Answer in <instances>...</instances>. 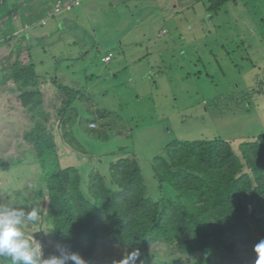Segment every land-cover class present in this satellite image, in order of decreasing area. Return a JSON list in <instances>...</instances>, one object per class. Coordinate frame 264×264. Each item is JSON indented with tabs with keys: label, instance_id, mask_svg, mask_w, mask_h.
<instances>
[{
	"label": "rangeland",
	"instance_id": "1",
	"mask_svg": "<svg viewBox=\"0 0 264 264\" xmlns=\"http://www.w3.org/2000/svg\"><path fill=\"white\" fill-rule=\"evenodd\" d=\"M238 1V6L232 3L228 9L232 18L212 19L208 17L210 0H83L53 18L49 16L56 8L47 5L44 15L49 17L48 24L33 31L47 38L27 46L24 41L20 43L21 58H25L17 64L19 68L33 64L41 84L46 83L42 85L45 92L40 110L48 116L50 125L58 126L64 119L59 116L64 98L51 85L53 78L81 92L82 99L78 92L73 93L75 99L66 107L65 117L76 120L81 114L86 119L94 114L107 116L110 127L101 132L103 140L76 137L72 142L69 132L54 134L59 156H70L63 144L79 154L81 144L88 141L97 154L88 156L94 159L82 152L81 159L72 156L77 165L74 167L83 169L80 172L86 196L89 197L90 176L98 175L111 183L110 165L127 160L140 169L147 197L157 199L161 194L162 201L167 195L160 193L153 163L166 153L169 142L222 138L240 152L242 144L264 133V84L259 77L264 74V1L257 3L258 9L252 5L255 12L246 0ZM57 21L65 23L60 26V37L65 39L61 44L51 43L58 34L53 39L49 36L57 30ZM115 23L118 26L113 28ZM5 25L8 29L0 30V40L17 36L16 32L28 27L25 22L17 25L13 17ZM108 26L112 33H108ZM217 39L220 48L212 45ZM10 43L9 39L0 44V158L8 165L0 172V206L38 209L39 222L25 221L22 230L43 250L42 240L51 243L49 228L43 222L47 212L41 210L46 209L41 201L44 198L38 186L42 168L35 162L36 152L27 137L35 124L29 116L9 106L16 104L18 93L14 85L2 83L8 81L3 65ZM110 51L114 59L107 68L102 61ZM90 107L96 110L91 112ZM80 128L81 124L75 128V135ZM85 149L88 152L87 144ZM246 234L264 238V220L234 229L232 238ZM255 244L250 249L251 256H255ZM152 250L160 258L168 252L161 245H154ZM127 252L115 249L110 264H119ZM240 256L245 257L244 253ZM220 259L217 255L216 260ZM172 264L192 263L190 259H179ZM217 264H249V260Z\"/></svg>",
	"mask_w": 264,
	"mask_h": 264
},
{
	"label": "trees",
	"instance_id": "2",
	"mask_svg": "<svg viewBox=\"0 0 264 264\" xmlns=\"http://www.w3.org/2000/svg\"><path fill=\"white\" fill-rule=\"evenodd\" d=\"M260 1L264 0H246V4L258 9ZM238 2L210 0L208 17H230V5L238 6ZM250 15L255 16L254 13ZM9 39L11 43L3 65L8 81L2 83L14 85L18 94L13 107L29 116L35 124L27 137L36 152L35 162L42 168L38 186L44 198L41 201L46 209L41 210L47 212L43 222L49 228L51 243L42 240L44 258L59 255L58 248H53L56 245L69 252L81 251L79 255L86 264L110 261L115 249H138L143 264H172L179 259H190L192 264H217L230 260L238 242L246 245L242 250L245 253L252 241L260 238L246 234L234 240L232 232L242 225L247 226L250 221L264 220V133L242 144L240 152L234 150L232 142L222 138L169 142L166 154L157 156L153 163L160 193L167 195L162 201L147 197L140 169L127 160L110 165L111 183L98 175L90 176L88 197L83 191L80 172L83 169L61 168L57 146L50 134H63L71 124L72 128L77 125L65 114L66 107L74 100L67 101V98L77 92L79 96L81 92L63 84L59 78L51 80V85L58 89L54 91L64 98V109L59 112L64 119L60 118L58 126L56 123L50 125L48 116L40 110L44 100L42 85L46 83L41 84L33 64L19 68L17 61L23 58V50L17 53L14 61L9 60L18 40L15 37ZM218 42L219 39L212 45L220 48ZM259 77L260 83L264 84V74ZM88 128L91 136L100 138V130L91 128L90 123ZM70 140L75 142L76 137L71 136ZM81 147L79 150L87 154L84 142ZM7 167L0 158V172ZM245 169L252 171L253 178L245 173ZM100 238L119 248L106 243L96 248ZM154 245L168 248L165 258L152 250ZM217 255L220 260L215 259ZM0 264H11L10 258L0 257Z\"/></svg>",
	"mask_w": 264,
	"mask_h": 264
},
{
	"label": "clouds",
	"instance_id": "3",
	"mask_svg": "<svg viewBox=\"0 0 264 264\" xmlns=\"http://www.w3.org/2000/svg\"><path fill=\"white\" fill-rule=\"evenodd\" d=\"M12 2L15 3L16 1L12 0ZM1 6H4L2 9H0V30L3 31L5 28L8 29L5 24H7L8 20L14 14V12H12L14 6L11 5V0H0V7ZM6 9L9 10L8 14H5ZM7 37L8 38L4 37L2 40H0V44L8 42L10 35H8ZM74 94L72 96L73 99H75ZM50 134L52 135L53 143L56 144V141H54V134ZM88 143L90 142L88 141ZM88 143H85L88 146V153L86 154L87 157L91 156L94 153V150L90 148ZM165 154L166 153L159 156H164ZM81 157H83V155H81L80 151L79 158L81 159ZM245 173L249 174V176L253 178V173L251 170L245 169ZM140 175L143 181L142 174ZM39 219L40 215L36 207H33L31 208V210L26 211L24 208L0 206V257L10 258L11 264H86L85 260L81 257V255H79L81 251L76 250L77 252H69L66 251L63 247H57L56 245L54 246L58 248L59 255H51L47 258H44V244L42 243V250L39 242L34 238L27 236L26 233L22 230L25 221L30 223H37L39 222ZM240 238L242 237L234 238V240H239ZM104 243L112 247H118L117 244L115 245L114 243L109 242L107 239L100 238L96 248ZM253 243H256L253 247L255 256L250 255V249ZM245 247L246 245L238 242L236 248L233 249V252L229 256V259L245 261L246 258H248L249 264H264V238L260 237L253 240L250 247H248L246 252L244 253L245 257L240 256V253H243L242 250ZM138 261L140 262V264H143L139 250L132 249L123 256V258L119 261V264H138ZM106 262L110 264L111 260Z\"/></svg>",
	"mask_w": 264,
	"mask_h": 264
},
{
	"label": "crops",
	"instance_id": "4",
	"mask_svg": "<svg viewBox=\"0 0 264 264\" xmlns=\"http://www.w3.org/2000/svg\"><path fill=\"white\" fill-rule=\"evenodd\" d=\"M15 1L16 2L14 3L11 0V5L14 6V9L12 11V12H14V14L12 17L14 18L17 25H19L20 22H22V23L25 22V23H28V27H23V30L16 32L15 34H17V36H14V34L10 35L12 37H21V38H17L18 40L14 46V48L16 47V49L12 50V52L10 54V58H9L10 61H14V59H16L15 56H17V53L23 50V47H22L23 41L25 42L24 44L26 46L29 45L30 42H32V43L44 42L43 40L45 38H47V35L44 36V34H40V35L34 34L33 31L37 30V28L40 26L47 25L49 17L53 18V17H56L57 14H61L64 10H71L72 8H74L75 5L80 4V2L83 0H76L72 4L71 8H66V9L62 10V12H60V13H57V8L59 7L60 3H63L62 2L63 0H41L39 3H37L33 0H15ZM19 2L21 3V6L18 7ZM49 3L51 5H53L54 8H56V12H54L53 16L50 15L49 17H47L44 14H45V10L47 8V5ZM41 6H43L42 11H41ZM33 10H40L41 13H30V11H33ZM8 12H9V10L6 9L5 14H8ZM62 24H65V23L63 21H57V24H56L57 30L49 33V36H52V39L54 36H56L58 34L57 37L53 39L54 41L53 40L51 41V43L61 44L65 40V39L60 37L63 34L60 30V26ZM117 26H118V24L115 23V24H113L112 27L116 28ZM112 27L111 28L109 27L108 33H112V30H111ZM28 40H29V42H28ZM20 43H22V44H20ZM18 44L21 45L19 48H17ZM110 54H113V58H112L111 62L109 64H107L104 62V59L106 57H109ZM23 58H25V57L23 56ZM104 59L102 61L103 64H105V66L107 68L111 67L112 61L114 59V53L110 51V53L106 54ZM24 62H25V60H24ZM7 63H9V62H7ZM44 92H45V89H44ZM80 94H79L78 98L82 99V97H80ZM13 105L14 104H10L9 106L12 107ZM11 110H13V108H11ZM92 110H96V109L94 107H90L89 111L92 112ZM69 120H70V122L76 123L77 125L74 128H72V124H71V126L66 130V132H69V135H71L73 137H85L87 140H95V138L93 136H91V134L89 133V128H88L89 123H91L93 121H97L100 125V128H99L100 132H105L106 130H109V127H110L109 120L107 119L106 115L102 116V115H98V114L95 115L94 114V115H92L91 119H86L85 116L83 114H81L78 119L74 120L71 117H69ZM79 124H81L80 132L78 135H75V131H76L75 128L78 127ZM103 124H104V126H103ZM113 125L116 129H119V127L116 124H113ZM126 132L127 131H125V133ZM100 138L102 140L105 139V137L102 135L100 136ZM63 147L65 149H67L68 153H70V156L69 155L59 156V163H60L61 168L67 169L70 167L77 166L76 162L73 161L72 156H76L79 158V154H75L74 152H72L70 147H67L66 144H63ZM59 150H60V148H59ZM71 162H74V164L72 165Z\"/></svg>",
	"mask_w": 264,
	"mask_h": 264
},
{
	"label": "bare ground",
	"instance_id": "5",
	"mask_svg": "<svg viewBox=\"0 0 264 264\" xmlns=\"http://www.w3.org/2000/svg\"><path fill=\"white\" fill-rule=\"evenodd\" d=\"M76 0H63V3L59 4V7L57 8V13L62 12V10L66 9V8H70L72 6V4L75 2ZM113 58V54H110L109 57H106L104 59V62L109 64L111 62ZM90 127L96 129L97 127H99V123L97 121H93L90 123Z\"/></svg>",
	"mask_w": 264,
	"mask_h": 264
}]
</instances>
